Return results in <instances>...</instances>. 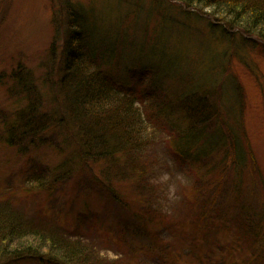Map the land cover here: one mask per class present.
I'll use <instances>...</instances> for the list:
<instances>
[{
    "label": "rangeland",
    "instance_id": "rangeland-1",
    "mask_svg": "<svg viewBox=\"0 0 264 264\" xmlns=\"http://www.w3.org/2000/svg\"><path fill=\"white\" fill-rule=\"evenodd\" d=\"M51 2L0 0V75L22 61L43 82L48 65L53 66L50 50L63 48L69 8L81 7L90 33L110 55L104 69L122 84L137 83L136 105L143 111L152 109L151 96L141 103L140 93L157 72L172 95L182 86L199 87L220 109L223 92L225 101L239 96L248 172L242 179L203 176L196 165L173 155L164 125L148 120L143 136L150 143L140 157L146 164V189L128 179L112 182L114 196L107 187L97 192L93 174L76 171L85 161L74 136L65 142L58 136L66 152L43 147L24 155L0 143V200L14 203L28 223L89 245L102 264H264L262 245L251 247L245 231L230 226L243 206L264 217V43L212 25L209 9L177 0H59L63 28L60 24L57 32ZM5 89L0 84V108L6 113L22 108ZM43 90L44 111L55 114L60 98L53 87ZM222 115L227 117L225 111ZM216 155L213 164L220 158ZM70 165L76 175L66 184H54L55 174ZM40 174L55 187L52 195L30 189ZM205 210H211L213 220L222 219L206 224Z\"/></svg>",
    "mask_w": 264,
    "mask_h": 264
},
{
    "label": "trees",
    "instance_id": "trees-1",
    "mask_svg": "<svg viewBox=\"0 0 264 264\" xmlns=\"http://www.w3.org/2000/svg\"><path fill=\"white\" fill-rule=\"evenodd\" d=\"M177 1L197 9H209L216 21L213 20L212 25L220 24L229 33L241 32L243 36L257 37L264 43V0ZM57 2L59 0L51 3L54 9L52 24L58 32L59 25L63 23L58 24L60 6ZM67 13L63 48L60 53L56 46L50 50L54 56L53 66L48 65L43 82L22 61L14 64L11 72L0 75V84L6 87L7 96L24 104L10 113L0 108V143L16 148L17 153L24 155L43 147L66 152L57 139L62 137L65 142L74 136L85 161L76 171L86 172L88 177L93 174L92 180L99 183L97 192H105L104 187L111 192L112 182L128 179L138 182L144 190L146 164L140 157L150 143L143 136L145 122L150 120L155 126L164 125L171 138V151L179 162L196 165L208 178L213 175L224 178L228 174L242 179L248 172L245 170L248 165L247 154L243 151L242 110L239 111L237 106L239 96L225 101L223 92L220 109L211 101L214 97L207 91L203 93L199 87L186 89L182 86L172 95L171 88L160 82L157 72L151 89L148 87L140 93L141 103L151 96L152 109L146 108L145 112L136 105L139 101L134 94L137 83L122 84L104 69L103 63L110 55L101 50L104 47L90 33L84 9L70 7ZM50 75L56 78L54 82ZM43 87H53L60 98V109L55 114L49 115L44 111ZM223 111L226 112L225 118ZM231 153L234 158L230 157ZM216 154L220 158L213 164ZM43 169L42 173H45ZM72 169L70 165L69 170L55 174L54 184L69 182L76 175ZM41 175L36 176L30 189L52 195L55 187L43 181ZM115 193L112 190L113 196ZM115 198L118 199L117 194ZM14 205L0 200V264H102V260L97 259L96 262L89 245L71 241L59 231L41 229L34 223H28L19 216ZM237 214L233 223L229 222L230 226L244 230L252 240L251 247L260 243L264 257V233L261 234L264 232L261 231L264 230L261 228L264 217L259 219L258 213H253L247 206ZM201 216L206 219V224L222 219L219 215L213 220L211 210H205Z\"/></svg>",
    "mask_w": 264,
    "mask_h": 264
}]
</instances>
